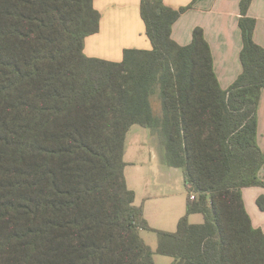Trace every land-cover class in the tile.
Here are the masks:
<instances>
[{"label": "trees", "instance_id": "16d2710c", "mask_svg": "<svg viewBox=\"0 0 264 264\" xmlns=\"http://www.w3.org/2000/svg\"><path fill=\"white\" fill-rule=\"evenodd\" d=\"M196 1L141 0L152 48L114 61L84 50L100 30L94 0H0V264H155L156 253L172 264H264V232L242 194L264 186L253 0L240 1L243 70L226 89L202 27L186 45L172 36ZM135 124L184 171L187 212L174 232L152 228L128 187ZM257 204L264 211V194ZM194 213L204 221L191 223ZM141 230L158 233L156 249Z\"/></svg>", "mask_w": 264, "mask_h": 264}, {"label": "crops", "instance_id": "0c3cea01", "mask_svg": "<svg viewBox=\"0 0 264 264\" xmlns=\"http://www.w3.org/2000/svg\"><path fill=\"white\" fill-rule=\"evenodd\" d=\"M192 1L164 0V3L179 8ZM240 1L197 0L192 8L180 16L172 28L173 38L182 45L192 41L196 27L204 29L205 38L213 53L215 72L225 89L235 82L243 70L240 60L243 47L239 26ZM94 5L101 12L100 30L85 40L84 50L88 56L121 61L125 48H152L141 16V0H94ZM248 14L257 20L254 38L264 47V0H253ZM130 130L127 133L124 156L127 163L125 176L128 187L136 193L135 204L143 206L144 216L152 228L174 232L180 218L187 212L188 191L184 171L168 165L159 166L158 174L151 167L148 171L145 155L147 150L140 146L137 149L139 154H132L135 160L128 162ZM149 134L151 132L139 130L132 141L135 144H143L144 138L149 137ZM258 144L264 151V89L258 106ZM260 176L264 180V166ZM129 180L133 186H130ZM242 194L254 226L264 232V211L257 204V199L264 194V186L244 187ZM191 219H194L195 223H202L204 216L201 213H194L189 216V220Z\"/></svg>", "mask_w": 264, "mask_h": 264}, {"label": "rangeland", "instance_id": "374dc122", "mask_svg": "<svg viewBox=\"0 0 264 264\" xmlns=\"http://www.w3.org/2000/svg\"><path fill=\"white\" fill-rule=\"evenodd\" d=\"M139 130L145 131L146 133L150 132V130L148 128L142 127L139 124H136L132 127V129L129 132V141H128V148L129 149H128L127 161L131 162V161L135 160V157H133L132 154L133 153L139 154L137 149L140 146L141 148L147 150L145 155L147 158L146 167H148V171H149V168L151 167L158 174L159 166L167 165V163L165 161L164 146L162 145L160 138L157 135H153L152 133L149 134L150 135L149 137L144 138L145 143L135 144V142H133L132 140H134V138L136 136L135 134ZM141 139H142V137H141ZM131 170H133V167H131ZM129 184H130V186H133L131 184L130 180H129ZM193 220L194 219H191L190 222L195 223ZM196 223H198V222H196ZM140 235H141L142 239L152 249L157 248V244H158V233L157 232L151 231V230H141ZM154 257H155V264H172L174 262V259L170 256L155 254ZM158 259H162V261H160Z\"/></svg>", "mask_w": 264, "mask_h": 264}, {"label": "built area", "instance_id": "2783aa9c", "mask_svg": "<svg viewBox=\"0 0 264 264\" xmlns=\"http://www.w3.org/2000/svg\"><path fill=\"white\" fill-rule=\"evenodd\" d=\"M191 198H192V199H194V198H195V195H194V194H192V195H191Z\"/></svg>", "mask_w": 264, "mask_h": 264}]
</instances>
